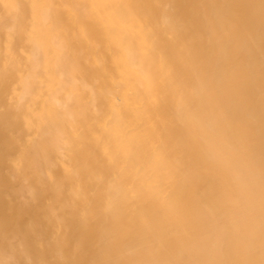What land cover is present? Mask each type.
Listing matches in <instances>:
<instances>
[{
	"label": "rangeland",
	"instance_id": "obj_1",
	"mask_svg": "<svg viewBox=\"0 0 264 264\" xmlns=\"http://www.w3.org/2000/svg\"><path fill=\"white\" fill-rule=\"evenodd\" d=\"M220 3L90 0V47L82 32L85 58L80 72L59 65L50 20L45 22L41 55L33 67L30 55L35 42L27 33L26 17L2 27L19 29L21 34H2L0 264H264V65L245 88L237 79V91L232 95L236 106L233 131L249 146L244 162L248 179L243 178L238 162L231 160L230 166L209 173L225 204L235 200L233 184L249 181V216L245 221L237 210L238 238L218 226L213 213L216 204L208 208L202 203L200 195L208 191V178L198 161L191 162L194 170L184 184L180 173L120 174L106 158L90 160V125L131 123L121 118L119 89L121 84L129 87L135 83L138 69L124 55L125 32L132 35L141 58L148 60L154 47L169 53L175 82L162 79L156 98V109H164L169 116L167 123L208 125L204 111L217 113L223 100L215 77L222 28ZM32 4V0H0V19L9 22L13 14L30 16ZM42 4L46 14L56 13L54 6L60 4L59 12L78 15L73 0H43ZM237 13L241 15L238 26L254 31L259 23L264 35V0H250L244 14L238 9ZM66 43L67 57L72 59L79 47L73 51L68 40ZM94 44L104 48L105 58L99 66L92 58ZM125 70L131 73L130 80L119 77ZM186 71L190 76L183 81L179 77ZM193 86H197L196 95ZM184 94L186 108L195 119H179L178 103ZM144 100L155 106L153 97L145 95ZM58 101L66 104L58 106ZM241 105L246 108L240 110ZM224 115L222 112L221 117ZM227 149L223 144L221 150L227 153ZM117 162L119 166L125 163ZM90 164L101 165L104 174L90 173ZM101 180H116L125 189L119 206L114 205L110 212L91 208ZM158 183L161 185L155 188ZM207 196L211 200L214 190ZM89 221L90 231L85 229ZM88 237L90 243L76 247L78 240Z\"/></svg>",
	"mask_w": 264,
	"mask_h": 264
},
{
	"label": "bare ground",
	"instance_id": "obj_2",
	"mask_svg": "<svg viewBox=\"0 0 264 264\" xmlns=\"http://www.w3.org/2000/svg\"><path fill=\"white\" fill-rule=\"evenodd\" d=\"M249 1L221 0L220 3L222 28L217 47L218 61L215 77L219 82V92L223 96V100L217 106V113L211 114L207 109L204 111L207 116L203 119L208 122V125L194 127L167 123L169 116L164 109H156L159 101L156 98L162 79L175 82V73L169 70V53L161 47H154L148 60L141 58L132 35L127 32H125L127 45L124 46V55L130 64L138 69V77L134 79L135 83L129 87L121 84L119 91L122 95L121 104L123 105L120 112L121 118L131 123L107 127L90 125V135L92 136L90 137V160L106 158L111 161V168H117L120 174L125 171L137 175L143 172H148L151 175H158L162 172V174L180 173L184 177L183 183L187 184L186 177L194 170L191 162L198 161L202 166V174L208 178V191L200 195L201 201L208 208L212 204L217 205V210L213 213H215L218 226L228 230L229 236L236 238L241 234L237 227V210L241 211L243 220L247 221L249 216L247 198L249 181H245L244 188V185L233 184L236 193L235 200L233 203L225 204L221 193L217 192L219 186L209 173L230 166L231 160L238 162L237 166H239L244 179L247 180L249 177L248 170L244 166V162L248 161L249 146L242 144L233 131L236 106L232 97L233 93L237 91L235 81L240 80L245 88L252 78L259 76V70L264 65V46H262L264 35L260 32L262 25L257 23L254 31L238 26L241 15L237 13V9L240 13L243 11L244 14ZM32 2L33 13L30 16L13 14L11 18L8 17L9 22L5 21L4 18L0 19V64L3 60L2 34H21L19 29L14 28L7 31L3 30L2 27L8 28L10 26L7 25L14 24L13 20L16 18L26 17L27 33L35 42L30 55L32 67L38 65L41 55L40 47L45 36V22L50 20L54 36L52 42L57 41L59 65L64 68L72 66L74 70L80 72L83 66L82 59L85 58L81 48L82 32L86 34L90 47V0H73L72 8L77 11L78 15L59 12L60 4L54 6L56 13L46 14L42 4L43 0H32ZM21 3L18 1L19 5ZM33 19L37 21L34 22ZM60 25H63L64 28L60 29ZM66 40H68L73 51L79 47L78 54L72 59L67 57ZM260 46L261 48H259ZM91 50L94 64L101 65L105 58L104 48L94 44L91 46ZM71 75L69 79L72 78ZM189 76V72L186 71L179 78L186 81ZM119 77L126 81V79L130 80L132 75L128 70H125ZM193 77L198 78L200 76L193 73ZM193 87L196 95L198 89L195 88L197 86ZM144 90H146V94H144ZM185 94L178 103L177 113L181 121H186L189 118L195 119L190 117L192 112L186 108ZM145 95L154 98V107H150V104L144 100ZM167 96L168 94L164 99L165 102L162 103L164 106L168 101ZM65 104L66 102L58 101V106L64 107ZM245 108L246 106L241 105L240 110ZM222 112H225L223 117H221ZM59 113L67 114L68 111L60 110ZM153 120L162 121L163 124H150ZM47 135L49 139L50 134ZM96 136L99 139H96ZM105 136L108 137L106 141H104ZM223 144L228 148L227 153L221 150ZM117 160H122L125 163L119 166ZM90 173L101 177L100 175L104 174V170L99 164L98 166L90 164ZM184 184L179 186H184ZM160 185L159 183L156 184L155 188ZM210 190H214V197L211 200L207 196ZM124 191L123 185L116 180L109 183L101 180L96 189V197L91 203V208H106L109 212L112 211L119 206L118 199L124 196ZM173 191L176 190L173 189ZM85 229L90 231V221L86 223ZM83 242L90 243V237L82 242L78 240L76 247H80ZM239 248L240 246L236 244L234 250L236 254L239 253Z\"/></svg>",
	"mask_w": 264,
	"mask_h": 264
}]
</instances>
